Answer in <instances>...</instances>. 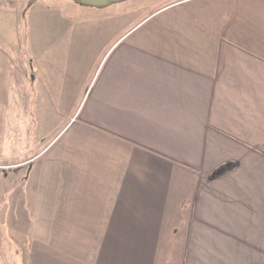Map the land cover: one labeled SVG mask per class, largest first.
I'll list each match as a JSON object with an SVG mask.
<instances>
[{
    "label": "crops",
    "instance_id": "0c3cea01",
    "mask_svg": "<svg viewBox=\"0 0 264 264\" xmlns=\"http://www.w3.org/2000/svg\"><path fill=\"white\" fill-rule=\"evenodd\" d=\"M88 4L0 34V264H264V0Z\"/></svg>",
    "mask_w": 264,
    "mask_h": 264
},
{
    "label": "rangeland",
    "instance_id": "374dc122",
    "mask_svg": "<svg viewBox=\"0 0 264 264\" xmlns=\"http://www.w3.org/2000/svg\"><path fill=\"white\" fill-rule=\"evenodd\" d=\"M162 1V0H161ZM90 0H12L7 4L12 3V6L1 3L0 7V34L2 33L5 44L7 41L5 34L6 30H10V27L12 26L11 23H17V32L12 34V38L14 41V45L16 48L21 49L22 51L26 50L27 42H28V35L32 34L34 38V48L41 51L42 44L40 43V40L37 38L38 35L42 34V24L43 19L46 18H57L59 15L64 16L65 12L69 10V7H73V5L76 6H84L88 7L86 5H89L88 3ZM139 2H143L138 5ZM160 0H130V17L132 18L133 15H136L134 12V9L138 12H140V15L143 13H148L152 8H154L157 4H159ZM16 8H15V7ZM17 10L18 18H17ZM101 11V10H99ZM98 12V10H97ZM116 12V11H115ZM11 14L12 18H11ZM99 14V12H98ZM68 16V14H66ZM139 15V16H140ZM48 22V21H47ZM10 26V27H9ZM57 26V24H56ZM58 27V26H57ZM56 27V30H57ZM55 30V31H56ZM7 31V32H8ZM55 33V32H54ZM46 34V33H45ZM9 37V33L7 34ZM20 66V65H19ZM13 72V71H12ZM15 76H13L14 80L12 84H15V87L11 90L8 85L6 84V78L3 79L2 75L0 76V86H3L1 89L2 92V98L7 101L6 104V112L3 111L2 118L0 120V143L2 149L7 151L9 150V147L19 141L25 140V125H24V114L26 113L25 110V100H28L31 95L28 93L30 90L25 87V79H22L20 77V73L17 71L13 72ZM25 74V73H24ZM22 75V74H21ZM34 90H33V96H34V106L35 110H37V104H39V100L41 99V82H40V74L35 72L34 73ZM2 84V85H1ZM16 100L17 102L19 100L22 106V110H19L20 107L15 106L12 104V100ZM16 112L18 110L19 112V119H23V123L21 126H18V135L15 137V132L8 133V136L4 134V128L7 130V123H6V116L10 109H13ZM20 113L23 114V116H20ZM21 122V121H20ZM19 124V122H18ZM4 127V128H3ZM41 137H35V147L34 150H37V146L41 144L40 142Z\"/></svg>",
    "mask_w": 264,
    "mask_h": 264
}]
</instances>
